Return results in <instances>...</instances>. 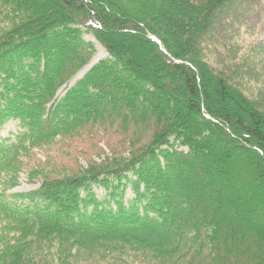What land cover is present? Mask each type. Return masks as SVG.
I'll return each instance as SVG.
<instances>
[{
    "label": "trees",
    "instance_id": "obj_1",
    "mask_svg": "<svg viewBox=\"0 0 264 264\" xmlns=\"http://www.w3.org/2000/svg\"><path fill=\"white\" fill-rule=\"evenodd\" d=\"M235 1L0 0V264H264V41L235 51L243 17L220 12ZM88 36L107 56L70 85L97 54ZM76 138L110 158L26 161ZM24 168L39 187L8 192ZM240 179L221 211L252 195L241 220L261 227L224 235L201 208Z\"/></svg>",
    "mask_w": 264,
    "mask_h": 264
},
{
    "label": "rangeland",
    "instance_id": "obj_2",
    "mask_svg": "<svg viewBox=\"0 0 264 264\" xmlns=\"http://www.w3.org/2000/svg\"><path fill=\"white\" fill-rule=\"evenodd\" d=\"M252 1L251 7H249L250 3ZM250 10V11H249ZM249 11V12H248ZM220 12H223L225 15H238V17H243L242 18V23H238L240 25L239 27L231 26L230 30H234L236 35L241 36L243 39H240L242 42H239L241 49L236 48L235 51L238 53H242L245 55V53L249 50V47L251 44L255 45L257 44L258 41H264V0H237L233 2L231 5H229L227 8L220 10ZM248 12V13H247ZM117 33L120 31L116 29ZM88 40L95 42V40L92 37H87ZM126 45H128V42H125ZM96 49H97V54L91 64L86 67L83 71H81L70 83V85L74 84L77 80L81 79L82 76L98 61L104 59L107 54L105 50L102 48V46L95 42ZM209 63L215 65L213 62V58L211 60H207ZM256 63L259 64L262 68L264 67V57L260 56L257 60ZM261 73H263L261 71ZM69 85V86H70ZM60 93H63V89L61 90ZM157 102V101H156ZM163 105H169L168 102L163 101ZM229 107L236 113H238L242 118L246 119V115L244 113H241L238 108L230 104ZM0 137H4L2 132H0ZM86 140H82L80 138L76 139H63L61 140V143H59V151L56 153L55 150L57 148L53 149H44V150H35L32 155L29 156V158L26 159L27 163H30L32 167L35 169L37 167L41 166V169L52 172V171H68L71 172L69 169H78V168H85L88 166L89 162L93 161L98 164H101L105 158H110V149L107 147L105 144L104 140L98 139L95 142H89L88 144ZM62 146H71L69 148L70 152L68 154L66 153L67 147H62ZM82 146V154L85 155L83 156L79 150V147ZM94 146V147H93ZM51 150V151H50ZM112 153V152H111ZM237 168V167H236ZM264 170V166H263ZM246 177L249 175V172L247 173V170H244ZM32 174L29 172L27 168H24L20 172V178L18 181V185H13L12 183L8 184V173L5 174L4 180H6V187L9 189L8 192L12 193H21V192H26L29 190H34L39 187V177L38 176H33L30 177ZM245 179V178H244ZM238 181V180H237ZM235 182L234 185L232 184H226L225 182H218L217 185L219 186L217 192L215 193V196L213 199H211L208 203V205H205L201 208V211L203 210L208 218L210 220L216 219L221 225H220V231L221 234L227 235V231L225 230V227L227 225H233L235 227H239L237 230V235L241 236L244 227L247 223H253L257 227H261L259 223H262L259 219L254 217L253 219H248L251 222H248V220L241 218L247 216L245 214V208L250 209L254 205H256L259 200L254 199L252 195L249 196H244L241 194V199H243V203L241 207L242 208V213H244L242 216L237 215L234 213V211L230 210V208L225 207V211H221L220 202L218 200L220 199L221 193H224L227 191V189H236L239 186L242 187L244 190L247 188V184H245V180L240 179V181ZM226 185V186H225ZM238 186V187H237ZM246 191H249L246 189ZM246 218V217H245ZM240 223H243L240 225ZM264 228V227H261Z\"/></svg>",
    "mask_w": 264,
    "mask_h": 264
},
{
    "label": "water",
    "instance_id": "obj_3",
    "mask_svg": "<svg viewBox=\"0 0 264 264\" xmlns=\"http://www.w3.org/2000/svg\"><path fill=\"white\" fill-rule=\"evenodd\" d=\"M154 40L160 44L161 50H162L165 54H167V52H166V50H165V47L159 42V40H157V39H154ZM175 62H176V61H175Z\"/></svg>",
    "mask_w": 264,
    "mask_h": 264
}]
</instances>
